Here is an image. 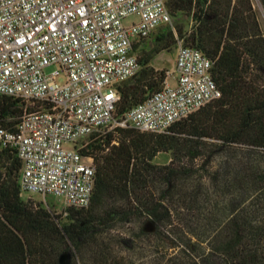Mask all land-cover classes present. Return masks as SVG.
<instances>
[{
  "label": "trees",
  "instance_id": "16d2710c",
  "mask_svg": "<svg viewBox=\"0 0 264 264\" xmlns=\"http://www.w3.org/2000/svg\"><path fill=\"white\" fill-rule=\"evenodd\" d=\"M257 5L264 14V0L166 1L171 23L133 40L139 70L117 85L113 116L162 87L167 71L150 62L177 40L212 61L220 96L161 133L126 126L77 140L95 167L86 207L59 214L43 199L23 198L21 161L0 141V264H264V33ZM36 106L0 93V126L14 130L24 109ZM159 152L169 153L166 163L152 162ZM216 154L225 158L212 175L228 202L219 222L193 226L184 216L202 207L197 183L177 188L179 176H192L183 161L204 166ZM147 218L153 230L145 229ZM197 232L209 239L201 254ZM113 245L128 253L114 256Z\"/></svg>",
  "mask_w": 264,
  "mask_h": 264
},
{
  "label": "built area",
  "instance_id": "2783aa9c",
  "mask_svg": "<svg viewBox=\"0 0 264 264\" xmlns=\"http://www.w3.org/2000/svg\"><path fill=\"white\" fill-rule=\"evenodd\" d=\"M166 1L0 0V93L20 98L25 107L37 103L24 109L14 130L0 126V141L21 161L22 192L86 207L95 167L77 140L126 126L161 133L220 96L212 61L177 40L174 84L165 82L121 117L113 116L117 85L139 70L133 40L171 23ZM131 15L137 19L124 25ZM52 64L58 68L45 73ZM59 73L62 83L55 81Z\"/></svg>",
  "mask_w": 264,
  "mask_h": 264
},
{
  "label": "rangeland",
  "instance_id": "374dc122",
  "mask_svg": "<svg viewBox=\"0 0 264 264\" xmlns=\"http://www.w3.org/2000/svg\"><path fill=\"white\" fill-rule=\"evenodd\" d=\"M257 11H258V16H259V20L263 29V33H264V14L262 11V8L257 5L256 6ZM137 19V16L135 15H131V16H127L125 18H123V24L124 25H129L132 21H135ZM175 47H173L170 51H161L159 52L150 62L151 66L155 69H165L167 71V76L165 79V82L169 85H173L176 79V73L174 72V60H175ZM58 68L57 65L52 64L47 66L44 70L45 73H49L50 71H52L53 69ZM64 75L63 73H59L56 77H55V81L58 83H62L64 82ZM29 105V104H28ZM66 145L70 146V143H67ZM169 153L167 152H159L157 153L153 159L152 162L153 163H166L169 160ZM222 158H225L224 156L222 157L219 154H216L214 156H212L211 160L206 163L204 166H201L202 161L200 159H196L193 162H189L187 159H184L183 161V165L189 166L192 165L191 169V173L192 176H185V175H181L178 177L177 180V188H179L181 191H186L187 188L189 186V181L192 180V183H197L198 185V200H199V204L202 208H200V210L195 211L194 215H187L184 216L185 218H189L188 220L191 219L192 221V225L194 226L195 223H200L198 226H201L202 224H204L206 221H209L210 218H213V220L216 218L217 222H219L218 217L221 218V212L224 211V207L228 202V197L226 195H224V200H222L221 198V192L219 191L220 189L217 188V186L219 185V180L214 181L215 178H213V173L214 170L218 169V166L220 165V162L222 161ZM233 161V160H232ZM233 163V162H230ZM212 175V176H211ZM191 184V183H190ZM218 193V194H217ZM155 194H157V191H155ZM23 198H30L33 201H37L40 199H43L45 202H47L49 205H53V208L55 210L56 213H61L62 208L66 207L64 206V203L62 201V199L58 196H54V195H46L44 198L36 193H28V192H23L22 194ZM216 201H218L219 203H217ZM245 204V203H244ZM213 205V206H212ZM222 209V210H221ZM226 212V210H225ZM184 214H182L183 216ZM61 217L64 218L63 214H61ZM183 220L179 221L182 227H184V229L188 232L184 222L185 219L182 218ZM214 220V221H216ZM226 220V217H225ZM145 224V228L147 226V223L150 222V220L147 218L144 221ZM152 224V229H154V223L151 222ZM116 227L119 228V223L116 222ZM129 227L133 228L136 226V221L134 223H128L127 224ZM197 226V227H198ZM120 231L119 233H123L124 229L123 228H119ZM195 229V228H194ZM199 229V227H198ZM150 231V230H147ZM199 231V230H198ZM199 234V236H197L196 241L194 240V242L196 243V247L198 248V254H201L202 252H206L208 251L209 248V239L205 236H201V234L199 232H197ZM114 234V233H112ZM111 231H110V235ZM99 239H102L101 236H98ZM144 242V241H143ZM145 243H143L144 245ZM138 251V250H137ZM127 251H121L119 253H117L116 247L113 245V248L111 250V254H113L116 257H123L127 254ZM263 253H264V242H263ZM77 258V257H76ZM79 258V257H78ZM80 259V258H79ZM215 263H220V259L219 258H215L214 259ZM140 261V259H139Z\"/></svg>",
  "mask_w": 264,
  "mask_h": 264
},
{
  "label": "water",
  "instance_id": "95a60500",
  "mask_svg": "<svg viewBox=\"0 0 264 264\" xmlns=\"http://www.w3.org/2000/svg\"><path fill=\"white\" fill-rule=\"evenodd\" d=\"M145 229H146V230H151V229H152V224H151V222H148V223H147V226H146Z\"/></svg>",
  "mask_w": 264,
  "mask_h": 264
}]
</instances>
